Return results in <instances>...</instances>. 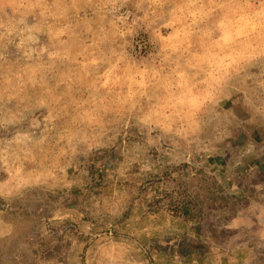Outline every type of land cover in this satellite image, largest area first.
Returning <instances> with one entry per match:
<instances>
[{
    "label": "rangeland",
    "instance_id": "obj_1",
    "mask_svg": "<svg viewBox=\"0 0 264 264\" xmlns=\"http://www.w3.org/2000/svg\"><path fill=\"white\" fill-rule=\"evenodd\" d=\"M260 163L264 0H0V264H244Z\"/></svg>",
    "mask_w": 264,
    "mask_h": 264
},
{
    "label": "crops",
    "instance_id": "obj_2",
    "mask_svg": "<svg viewBox=\"0 0 264 264\" xmlns=\"http://www.w3.org/2000/svg\"><path fill=\"white\" fill-rule=\"evenodd\" d=\"M254 170L253 183L249 176L246 180L249 187L243 192L244 202L238 207L237 216L230 218L228 226L223 225L231 232L228 241L230 245L235 244L232 249L236 250V244L239 248L228 262L264 264V163Z\"/></svg>",
    "mask_w": 264,
    "mask_h": 264
}]
</instances>
